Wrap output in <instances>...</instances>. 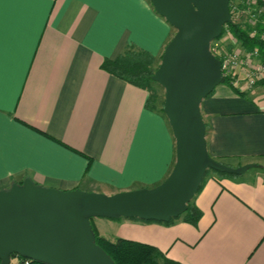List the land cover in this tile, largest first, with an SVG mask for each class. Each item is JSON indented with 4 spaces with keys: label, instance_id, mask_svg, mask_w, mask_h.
Returning a JSON list of instances; mask_svg holds the SVG:
<instances>
[{
    "label": "crops",
    "instance_id": "crops-1",
    "mask_svg": "<svg viewBox=\"0 0 264 264\" xmlns=\"http://www.w3.org/2000/svg\"><path fill=\"white\" fill-rule=\"evenodd\" d=\"M5 12L16 23L0 82V190L24 177L105 194L160 183L175 159L164 113L148 107L147 89L100 67L128 44L159 59L172 27L150 1L32 0L5 4ZM200 111L210 157L259 166L210 173L192 199L201 210L194 225L90 224L108 240L154 245L181 264H264V83L242 95L218 84Z\"/></svg>",
    "mask_w": 264,
    "mask_h": 264
},
{
    "label": "water",
    "instance_id": "water-1",
    "mask_svg": "<svg viewBox=\"0 0 264 264\" xmlns=\"http://www.w3.org/2000/svg\"><path fill=\"white\" fill-rule=\"evenodd\" d=\"M175 33L151 79L164 89L163 113L175 142L168 175L152 187L105 194L35 184L29 177L0 190V264L17 254L45 264H113L94 243L90 219L169 222L183 213L208 170L240 175L259 165L232 166L207 152L200 105L224 83L210 43L231 23L229 0H149Z\"/></svg>",
    "mask_w": 264,
    "mask_h": 264
},
{
    "label": "trees",
    "instance_id": "trees-1",
    "mask_svg": "<svg viewBox=\"0 0 264 264\" xmlns=\"http://www.w3.org/2000/svg\"><path fill=\"white\" fill-rule=\"evenodd\" d=\"M240 1L243 2L244 0ZM256 2L257 5H260L264 8V3L259 0H256ZM231 3L232 0H229V7H231ZM229 26L233 35L238 39V41L246 50L257 47L262 53L264 52V39L262 38V34L264 33V12L257 19L256 26L254 27L255 34L253 36L250 35L252 27L248 23L243 25L241 23L231 22ZM156 62V58L150 52L139 48L133 44H128L125 45L122 51L114 58H104L100 63V67L104 71L125 82L147 89L150 92V97L148 99L150 106L148 105V107H150L151 109H156L152 97V86L156 82L151 79V76L158 65L156 64ZM224 83L231 86L229 80L226 77L224 79ZM236 92L241 95L243 93L237 90ZM163 105L164 100L161 101L159 108V111L161 113H163ZM87 167L88 164L85 170L87 169ZM210 173H215L220 176L230 175L226 173L216 172L214 170H208L204 179ZM200 216L201 210L195 205L193 200H191L187 204L186 210L181 213L177 218H180L181 220L194 225L197 223ZM90 226L91 231L94 235V243L98 247H100L101 250L111 259L113 264H181L178 261L166 257L162 253V251H160L154 245L118 237L114 240H108L98 235L95 228L91 224ZM8 264L45 263L30 260L17 254H11L9 256Z\"/></svg>",
    "mask_w": 264,
    "mask_h": 264
},
{
    "label": "built area",
    "instance_id": "built-area-1",
    "mask_svg": "<svg viewBox=\"0 0 264 264\" xmlns=\"http://www.w3.org/2000/svg\"><path fill=\"white\" fill-rule=\"evenodd\" d=\"M229 8L232 22H237L234 21V14L238 10L249 16L247 23L252 27L250 35L253 36L257 19L264 8L257 5L256 0H232ZM229 24L225 23L221 34L211 41L210 51L218 58L224 79L226 77L231 86L240 92L249 91L257 84L264 83V52L257 47L246 50L233 35ZM262 38L264 39V33Z\"/></svg>",
    "mask_w": 264,
    "mask_h": 264
},
{
    "label": "snow or ice",
    "instance_id": "snow-or-ice-1",
    "mask_svg": "<svg viewBox=\"0 0 264 264\" xmlns=\"http://www.w3.org/2000/svg\"><path fill=\"white\" fill-rule=\"evenodd\" d=\"M31 2L32 0H0V82H2L4 73L7 44L16 23L11 13L6 14L5 4L24 6Z\"/></svg>",
    "mask_w": 264,
    "mask_h": 264
},
{
    "label": "rangeland",
    "instance_id": "rangeland-1",
    "mask_svg": "<svg viewBox=\"0 0 264 264\" xmlns=\"http://www.w3.org/2000/svg\"><path fill=\"white\" fill-rule=\"evenodd\" d=\"M233 1L239 2V0H233ZM248 20H249V16L245 12H242L241 10H238L235 12L234 21H237V22L245 25V24H247ZM174 33H175V30L172 28V35ZM159 60L160 59H157L156 64L159 63ZM152 89H153V94H152L153 103L155 104V107H157L159 109L161 101L164 100V89L158 83L153 84ZM209 171H213V170H209Z\"/></svg>",
    "mask_w": 264,
    "mask_h": 264
}]
</instances>
